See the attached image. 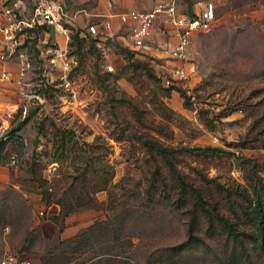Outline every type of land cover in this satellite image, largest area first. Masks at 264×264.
I'll return each instance as SVG.
<instances>
[{"label": "rangeland", "instance_id": "rangeland-1", "mask_svg": "<svg viewBox=\"0 0 264 264\" xmlns=\"http://www.w3.org/2000/svg\"><path fill=\"white\" fill-rule=\"evenodd\" d=\"M17 1L33 2L0 0V9ZM61 1L63 28L24 34L33 70L2 90L16 109L0 137V252L76 264H264L255 196L264 0H216L213 28L185 60L134 46L123 29L88 32L98 0ZM56 47L69 68L48 59L45 73L41 52Z\"/></svg>", "mask_w": 264, "mask_h": 264}, {"label": "built area", "instance_id": "built-area-1", "mask_svg": "<svg viewBox=\"0 0 264 264\" xmlns=\"http://www.w3.org/2000/svg\"><path fill=\"white\" fill-rule=\"evenodd\" d=\"M16 5L4 4L0 9V35L2 46L0 59V82L11 81L17 84L26 83V77L33 70V58L23 45L24 34L38 26H55L63 28L61 0H33L31 4L15 2ZM218 3L216 0H198L191 10L178 8L176 0H156L152 6L140 8L131 6L123 10H112L101 13L98 21L87 24V30L93 34H116L125 30V36L134 46H152L163 52L170 59L185 60L192 53L193 38L199 32L213 28L217 18ZM118 18L115 21L114 17ZM45 59L43 72L48 73L47 60L58 63L66 72L69 59L64 56L65 50L56 47L49 55L41 52ZM175 75H186L183 65L175 64L171 68ZM65 74H62L64 76ZM66 78V76H64ZM170 81L169 78H166ZM15 107L10 100H0V137L10 136L11 119L15 115ZM15 153L10 163H16ZM0 264H76L73 261L53 262L32 257L13 250L0 252Z\"/></svg>", "mask_w": 264, "mask_h": 264}, {"label": "crops", "instance_id": "crops-1", "mask_svg": "<svg viewBox=\"0 0 264 264\" xmlns=\"http://www.w3.org/2000/svg\"><path fill=\"white\" fill-rule=\"evenodd\" d=\"M153 0H144L143 2L142 1H138V0H129L128 1V6L125 7V8H120L117 4H114L112 0H98L97 4L94 5V9L96 11V13L98 14H101V13H108L112 10H123V9H126L128 7H131V6H136V7H140V8H147V7H150L153 3H152ZM155 2V1H154ZM152 3V4H151ZM84 7H82L83 9ZM86 10V9H85ZM115 21H118V18L115 16L114 17ZM77 20L78 21H84L85 18L83 17L82 14H80L78 17H77ZM2 36L0 35V48L2 46ZM4 64V61H2L0 59V66H2ZM8 81H1L0 82V100H4V98L2 97V90L5 89V86L7 84ZM7 88V86H6Z\"/></svg>", "mask_w": 264, "mask_h": 264}, {"label": "trees", "instance_id": "trees-1", "mask_svg": "<svg viewBox=\"0 0 264 264\" xmlns=\"http://www.w3.org/2000/svg\"><path fill=\"white\" fill-rule=\"evenodd\" d=\"M257 198H256V204H257V207H258V213H259V219H260V232H261V236L262 238L264 239V185H261V190H257L256 189V195ZM86 237L88 236L87 234H85ZM85 237V236H84ZM83 237V238H84ZM76 243L74 244H78L80 242V239L78 238L77 241H75Z\"/></svg>", "mask_w": 264, "mask_h": 264}]
</instances>
